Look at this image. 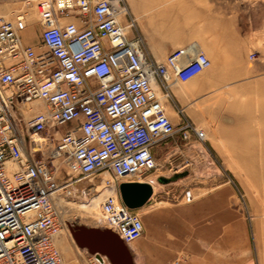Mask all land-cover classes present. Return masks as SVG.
Segmentation results:
<instances>
[{
	"label": "built area",
	"instance_id": "1",
	"mask_svg": "<svg viewBox=\"0 0 264 264\" xmlns=\"http://www.w3.org/2000/svg\"><path fill=\"white\" fill-rule=\"evenodd\" d=\"M37 10L40 52L22 43L23 15L14 22L0 16V264H61L57 202L77 191L96 193L94 183H81L96 176L100 182L103 174L116 190L102 202L104 227L125 244L138 239L143 222L117 186L157 167L154 144L176 133L184 141L205 139L184 116L176 128L153 88L168 91L170 81L185 82L209 67L200 45L157 62L124 0H38ZM37 100L43 110L33 111ZM50 133L59 134L55 142ZM57 160L66 167L62 176ZM8 163L17 168L10 172ZM183 198L193 197L186 190Z\"/></svg>",
	"mask_w": 264,
	"mask_h": 264
},
{
	"label": "rangeland",
	"instance_id": "2",
	"mask_svg": "<svg viewBox=\"0 0 264 264\" xmlns=\"http://www.w3.org/2000/svg\"><path fill=\"white\" fill-rule=\"evenodd\" d=\"M137 1L140 4H136V0H124V3L130 16L135 19L137 30L140 24L145 32V15L156 10L159 5L173 7L167 16L175 15L178 28H181L200 22L214 0ZM37 2L38 0H0V16L14 22L18 15H24L28 20L27 25L40 27ZM39 29L41 30V27ZM249 46L247 57L255 58L261 68L252 71L249 61L242 76L225 79V82L233 81V84L212 86L198 94L194 105L195 120L198 122L193 123L196 128L204 130L206 136L203 141H199L192 135L190 140L185 141V148L194 154L188 159L197 164L190 173L192 183L188 187L198 189L197 193H194L195 196L202 194L203 197H212L211 206L212 210L216 209L219 242L232 243L235 258L241 255L248 257L245 263L241 264H264V38L257 39ZM209 70L210 68H207L179 85L180 91H184L181 86L189 87L194 83L195 88L197 83L207 82L212 78ZM174 92L178 96V91L174 89ZM170 94L174 97L171 92ZM158 96L161 97L159 92ZM37 102L43 105L41 101ZM34 108L38 109L37 106ZM182 114L186 117L184 112ZM32 115L30 112L26 113L25 119ZM71 125L72 122L64 124L58 127V131H63ZM47 135L53 142L59 137L57 133ZM43 136H46V133H42L41 137ZM36 156L39 158L40 154L37 153ZM54 164L57 174L62 176L65 164L60 160ZM150 173L141 176V179H145ZM98 181L99 176H96L84 181L85 185L82 183L81 186L92 182L96 184ZM98 187H95V190L99 191ZM185 189L184 186L170 185L167 191H173L170 195L173 194V200L179 202L182 201L184 192L189 190ZM111 191L113 188L110 187L105 193L109 194ZM84 192L77 191V199L75 197L60 201L64 209V226L55 245L62 257V264H101L94 255L74 244L67 226L82 224L104 227L100 205L96 209L91 205L95 197H102L96 196V193L88 197ZM143 210L136 212L144 223Z\"/></svg>",
	"mask_w": 264,
	"mask_h": 264
},
{
	"label": "crops",
	"instance_id": "3",
	"mask_svg": "<svg viewBox=\"0 0 264 264\" xmlns=\"http://www.w3.org/2000/svg\"><path fill=\"white\" fill-rule=\"evenodd\" d=\"M136 4L140 3L136 0ZM147 4L149 5V1ZM138 8L140 10L141 7ZM156 8L145 15V32L140 24L137 30L143 37L147 51L156 61L164 59L172 50L194 41L202 45L210 59L208 68L212 78L207 82L197 83L195 88L194 83L189 87L181 86L184 91H180L179 85L188 80L174 82L170 86V92L174 95L172 100L164 96L160 87L158 90L176 128L180 126L184 116L180 110L192 123H197L194 105L199 93L212 86L233 84V81L225 82V79L242 76L249 61L252 71L261 68L255 58L247 57V52L249 44L264 38V0L211 1L209 11L203 14L200 22L181 28H178L175 15L167 16L173 7L159 5ZM60 21L65 23L68 19ZM28 25L21 34L22 43L31 45L36 52L45 50L40 43V27ZM174 89L178 91V96ZM186 144L179 133H176L154 144L151 149L157 167L145 179H140V182L151 183L153 193L137 209H144V237L141 235L127 243L133 261L135 264L245 263L248 257L241 255L235 258L232 243L219 242L216 209L212 210L211 206L212 197H203L202 194L195 196L198 189L188 187L192 183L190 173L197 164L188 159L194 154L185 148ZM174 175H177L176 178H172ZM159 177L169 180L160 182ZM170 185L188 188L193 198L190 201L184 198L183 202L174 201L173 194L170 195L173 191H167ZM102 259L101 264H109L106 258Z\"/></svg>",
	"mask_w": 264,
	"mask_h": 264
},
{
	"label": "water",
	"instance_id": "4",
	"mask_svg": "<svg viewBox=\"0 0 264 264\" xmlns=\"http://www.w3.org/2000/svg\"><path fill=\"white\" fill-rule=\"evenodd\" d=\"M168 180L164 177L158 178L160 182ZM118 190L122 202L131 209L140 208L152 195V187L147 182H122ZM67 226L74 244L94 255L99 262L104 257L109 264H135L127 244L110 229L82 224Z\"/></svg>",
	"mask_w": 264,
	"mask_h": 264
},
{
	"label": "bare ground",
	"instance_id": "5",
	"mask_svg": "<svg viewBox=\"0 0 264 264\" xmlns=\"http://www.w3.org/2000/svg\"><path fill=\"white\" fill-rule=\"evenodd\" d=\"M27 15H28V13H27ZM20 16H22V15H20ZM29 16V15H28ZM23 17H24V15H23ZM25 18V17H24ZM122 18V17H121ZM134 21H135V19L134 18H132ZM27 17L25 18V22H26V24H27ZM124 24H125V26L126 27H128V23L127 22H125L124 21ZM195 42V41H194ZM192 43V42H191ZM195 43H197L198 45H200L198 42H195ZM201 46V45H200ZM178 48H181V47H178ZM178 48H176V49H178ZM202 48V47H201ZM203 49V48H202ZM175 50V49H174ZM173 51V50H172ZM171 51V52H172ZM166 58V57H165ZM164 58V59H165ZM164 59L162 60V61H160V62H163L164 61ZM157 62H159V61H157ZM210 66V65H209ZM208 68V67H207ZM206 68V69H207ZM206 69H204V70H206ZM203 70V71H204ZM202 71V72H203ZM201 73V72H200ZM198 75V74H197ZM174 82H179V81H170L169 82V90L168 91H164L163 89H162V87L160 86V84H155L154 86H153V88H154V90H155V94H156V97L158 98V100H159V102L161 103V105H162V107H163V109H164V111H165V114H167V116H169V114L167 113V111H166V109H165V105H164V102L161 100V97H159L158 96V90H159V87L161 88V90H162V92H163V94H164V96L168 99H173V97L171 96V94H170V86H171V84H173ZM160 93V92H159ZM30 106H32V108H33V111H36V110H43V108H41V107H43V105L41 106V103L40 102H32V103H30ZM35 106H37L38 107V109H36L35 110ZM170 117V116H169ZM171 119V118H170ZM197 129H200V128H197ZM202 130V129H201ZM203 131V133H204V136H206V133H205V131L204 130H202ZM7 167H8V170L11 172V171H13V170H15L17 167L15 166V165H12V164H7ZM106 178H108V176L107 175H104L103 174V176H102V179L100 180V182H98V183H96L95 184V186L96 187H98L99 188V191H97L96 192V196H100V197H102V198H99V197H95V199H93L92 201V206L93 207H95V209H96V207H99V205H100V210L99 211H101V214H103V216H104V213H103V210H102V202H103V200L105 199V197L103 198V196H105V195H111V196H116V190H115V188H113V184H110L111 185V189L113 188V191H111L109 194H106L105 192H108L109 190H110V187L108 188L107 186L108 185H106V182H105V180H106ZM135 178V179H134ZM133 179H131V180H129V181H126V182H140L141 180V177L140 176H136V177H134ZM83 183V184H82ZM81 184L82 185H85V182H82ZM93 183V182H92ZM122 183V182H121ZM147 183H149V182H147ZM89 184V183H88ZM91 184V183H90ZM150 185H151V187H152V184L151 183H149ZM87 185V184H86ZM119 186V185H118ZM117 186V187H118ZM85 187V186H84ZM106 189V190H105ZM101 192H104V193H101ZM152 193H153V187H152ZM117 194L119 195V190H118V188H117ZM94 195V196H95ZM75 197H76V192H75ZM74 197V198H75ZM119 197H120V195H119ZM68 199V198H67ZM67 199H64V200H67ZM121 199V198H120ZM61 200H63V198H60V200L57 202V204H58V206L60 207V209H61V218L63 219L64 218V209L61 207V205H60V201ZM143 206V205H142ZM94 209V208H93ZM138 209V208H137ZM137 209H136V211H137ZM90 215V214H89ZM100 215V214H99ZM102 216V215H101ZM99 217V216H98ZM63 230V229H62ZM61 230V231H62ZM60 231V232H61ZM59 235H60V233H59ZM71 236V235H70ZM59 241H61V240H59ZM55 244H56V241H55ZM62 264V263H61Z\"/></svg>",
	"mask_w": 264,
	"mask_h": 264
}]
</instances>
